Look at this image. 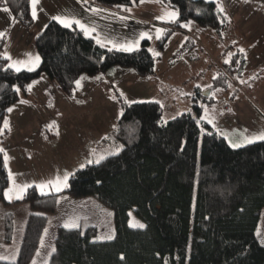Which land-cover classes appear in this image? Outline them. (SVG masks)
<instances>
[{
    "label": "trees",
    "instance_id": "16d2710c",
    "mask_svg": "<svg viewBox=\"0 0 264 264\" xmlns=\"http://www.w3.org/2000/svg\"><path fill=\"white\" fill-rule=\"evenodd\" d=\"M93 1L122 9L141 0ZM157 1L177 12L172 30L193 21L221 35L228 26L225 13L214 1ZM0 7L7 8L20 26L33 25L30 0H0ZM169 33L158 40L160 49ZM5 41L0 38V130L19 93H26L29 83L41 75L64 94L72 95L82 75L105 73L115 66L131 68L141 77L155 71L147 40L132 51L107 48L80 29L56 21L48 22L34 38L40 58L34 70L13 69L4 56ZM194 47L196 43L188 37L176 56ZM240 56L235 54L232 63L239 62L242 67L244 58ZM116 99L121 108L115 129L121 145L118 153L70 174L61 193L42 194L30 186L20 200L30 205L31 213L17 259H0V264L31 262L48 215L62 193L76 199L93 197L111 208L114 235L95 240L96 227H59L47 264H264V244L256 236L264 207V139L230 147L201 119L197 98L192 103L193 113L183 112L167 121L162 119L159 102H127L119 95ZM8 185L0 152V203H7ZM130 211L144 223L143 228L129 224Z\"/></svg>",
    "mask_w": 264,
    "mask_h": 264
},
{
    "label": "crops",
    "instance_id": "0c3cea01",
    "mask_svg": "<svg viewBox=\"0 0 264 264\" xmlns=\"http://www.w3.org/2000/svg\"><path fill=\"white\" fill-rule=\"evenodd\" d=\"M4 9L0 7V33L3 34L0 38H6L4 56L14 68H19L20 70H32L38 67L40 58L37 64L36 57L38 54L34 48V38L48 22H58L53 17L80 21L87 29V34L76 23H72L69 27L80 29L86 36L93 38L97 43L99 41L98 44L101 46L112 49L132 45L134 50L139 48L144 40H147L150 44L153 38H158L166 25L170 24L169 22L157 21V15L162 16L167 13L157 0H141L131 7L122 9L101 6L94 3L93 0H38L35 7L36 18H33V25L30 28L20 26L13 19L10 11H4ZM31 12L33 13L32 3ZM188 37L194 39L190 33ZM195 43L196 47L192 51L187 52L189 58L197 59L199 56H197L199 45L196 39ZM179 62L180 59L175 64ZM80 79L81 83L78 89L82 107L77 110V113L72 112L74 110L71 109L70 103L73 101L67 102V97L49 82V78L46 75H41L30 83L28 96L24 93L27 97L21 102L15 103L16 105H12L9 108L12 111H8L3 118L2 124L4 127L5 121L8 124L7 127L3 128L4 131L0 135V150L3 151L9 176V185L5 191L7 203H4V206L6 209H13L16 205H22L16 203L20 202L24 192L30 186H35L42 194L61 193L64 190L66 185H63V183L67 181L65 177L68 178L73 170L78 169H74L73 164L87 157L86 153L90 145L98 141L103 135L102 131L107 129H104L107 123H103L102 119L97 122L95 117H93L95 110L105 107L98 100L99 97L105 95L109 98L108 127L112 131L120 114L119 104L115 95H120L127 102H143L139 99L142 98V95H136L137 91L148 93V91H151V85L156 84V77H139L133 69L120 67H113L105 73L94 77L81 76L78 80L80 81ZM179 84L170 87L169 93L179 92L182 87L186 86ZM157 91H160L159 93L162 96L165 95L161 97L163 100L171 95L168 94L167 90H162V88L161 90H154V92ZM194 91L196 95L192 96ZM200 91V87L194 86L189 90V94L185 93L183 95L191 102V108L195 97L197 99L199 96L203 97ZM182 94L181 92V96ZM156 102L160 103L161 101L156 100ZM60 104H66L68 107L65 105L66 107L62 108ZM103 111L108 114L107 108L103 109ZM203 119L205 120V118ZM71 124H73V131ZM92 124L100 132L99 135L87 136L83 140L79 139L78 134L80 131L86 126L89 128ZM48 126H51L50 131ZM90 156L91 154L88 158ZM49 164H57L54 172H50ZM18 167L25 168L26 172L22 174L16 173L14 170L15 168L18 169ZM30 167L33 171L30 170ZM36 167H40V169ZM42 184L47 185L43 190L40 188ZM87 199L90 198L85 197L73 200L67 198L64 193L59 195L57 203L66 201L74 205L72 211L74 216L65 220L62 219L63 221L53 222V227L47 225L41 235L39 247L36 251L38 253L44 247V251L40 255V258L44 260L42 264L48 263L54 251L56 231L59 227L83 229V224L89 222L91 224L87 225V227H96L98 230L101 220L91 221L90 215L92 212L86 205V201L91 200ZM21 207H23V218L25 211L23 224H26V214L29 212L26 206ZM65 224L75 226L65 227ZM47 228L50 229V234H46L49 241L43 243L42 239ZM108 237L97 240H108ZM36 253L32 258L33 262L31 260L29 264L34 263Z\"/></svg>",
    "mask_w": 264,
    "mask_h": 264
},
{
    "label": "rangeland",
    "instance_id": "374dc122",
    "mask_svg": "<svg viewBox=\"0 0 264 264\" xmlns=\"http://www.w3.org/2000/svg\"><path fill=\"white\" fill-rule=\"evenodd\" d=\"M208 1H214L218 9H222L225 13L228 20V26L226 27L225 32L221 35L213 29L200 27L193 21L182 23L179 28L172 30L173 25L176 24V22L174 23L169 21L170 18L168 14L176 11L161 4L167 13L162 16L157 15L156 19L158 22H169L170 24H167L163 29L162 34L158 38H153L148 45V49L154 57L155 71L151 76L152 78L156 77V84L151 85V91H148V93L137 91L136 95H142V98H139L141 99L140 101H161L160 103L163 108L162 119L167 121L183 112L193 113L190 105L191 102L183 95L185 93L189 94V90L192 87L198 86L201 88L200 93L201 96H203L202 99L205 98L207 100L203 101L200 98L196 100L203 109V113L201 109V118H205L206 122H208L213 129L218 131L225 138L230 147H243L249 143L262 140L259 136L261 133H264V0ZM183 25L188 26L184 27ZM188 31L194 38V42L195 39L198 42L199 47L197 50V56L199 55L200 58L199 56L197 59L189 58L188 53L186 55L183 54L180 57L176 56L180 46L183 42L185 43L188 38ZM165 32L170 33L168 34V39L164 48L160 49L158 40H160L162 36L166 35ZM235 54H241L240 57L244 58V64L242 67L238 66L239 62H237V64L232 63L234 61L233 57ZM179 59L180 62L175 64L179 61ZM9 64L11 65V63ZM224 65L231 66L233 71H227L228 67ZM12 68L16 69L13 66ZM82 76L94 77L96 75ZM49 82L60 90L54 82L51 80ZM80 83L81 79L79 84H77L76 81L72 95H66L60 90L62 94L67 97V102L73 101L70 104L71 109L74 110L72 112L74 113H77V110L82 107V104L80 103L82 100L79 97L78 89ZM178 84L186 86L182 87L179 92L169 93V88ZM30 86L31 84L28 85L26 94L29 93ZM161 88L162 90H167L168 94H171L164 100L161 97H164L165 95L162 96L159 93L160 91L154 92V90H161ZM181 92L183 93L182 96ZM194 95H196L195 91L192 96ZM27 96L23 92H20V98L16 104L19 101L21 102L24 100ZM123 99L125 100V98ZM98 100L100 103L105 105V107L95 110L93 117H95L97 122L102 119L103 123H107V126L104 127V129H107L102 131L103 135L98 141L90 145L86 153L87 157H84L80 162H75L73 164L74 169H81L87 163H97L96 161L98 160L100 162L102 160L101 157L105 158L109 155H115L121 147L115 136L116 126H113L112 131L111 128L108 127L109 98L103 95L102 97H99ZM65 105L60 104V107L64 108L67 106ZM105 108L108 109V114H105L103 111ZM119 112L121 114L120 105ZM120 114L118 115V119ZM71 125L73 131V124ZM91 126L89 128L86 126L80 131L78 134L79 139L83 140L87 136L92 137L94 135H99L100 132L93 127L94 125L92 124ZM48 127L50 131L51 126ZM3 128L5 127L2 124L0 130L1 133L4 131ZM90 154L91 156L88 158ZM49 166V169H51L50 172H54L57 164H49ZM36 168L40 169V167ZM30 170L33 171L31 167ZM14 171L22 174L23 172H26V169L18 167V169L15 168ZM75 171L73 170L71 174ZM68 178L63 185L65 184L67 186ZM65 195L69 199L76 200V198L68 194ZM88 198L90 199L87 200L91 201H86V205L92 212L90 215L91 221L94 222L101 220V225L98 228V232L94 239H105L108 235L109 237H113L114 224L112 209L97 201L93 197ZM89 202L91 203L89 204ZM16 204L22 205H13V209H6L4 203H0V259L9 262L17 259L21 239L26 225L23 224L25 211L23 218V207L21 206H26L29 212L26 214V221L28 215L31 213L30 205L28 203L20 201ZM73 209L74 205L69 204V202L60 201L59 203H56L54 212L48 215L47 225L53 227V222L55 221H63L65 219L72 218L74 216L72 213ZM129 216L130 225L132 227H135L133 225L137 224L144 225V223L134 215L133 211L129 212ZM89 224L91 223L85 222L83 224V229H86ZM49 231L50 229L47 228L45 236L42 239L43 243L49 241L46 235L50 234ZM256 236L259 242L264 244V207L260 212ZM43 251L44 247L36 253L37 255L34 259V263L32 264L43 263L44 260L40 258Z\"/></svg>",
    "mask_w": 264,
    "mask_h": 264
},
{
    "label": "snow or ice",
    "instance_id": "6c2138e0",
    "mask_svg": "<svg viewBox=\"0 0 264 264\" xmlns=\"http://www.w3.org/2000/svg\"><path fill=\"white\" fill-rule=\"evenodd\" d=\"M31 3H32V6H33V13H32V15H33V18L35 19L36 18L35 7H36V4L38 3V0H31ZM4 11H8V9L5 8ZM168 15L170 16V19H171L172 22H175L176 19H177V16H178V14L176 12L169 13ZM53 19L57 20L59 23L63 24L65 27H69V26H71L72 23H76V24H78L81 27V29L85 30V32L87 34V29L78 20L62 19L60 17H53ZM183 26L184 27H187L188 25H183ZM2 35L3 34L0 33V36H2ZM98 43H99V41H98ZM119 50H122V51H132L133 50V46L132 45L120 46ZM9 59H10V57H9ZM36 62H37V64L39 63V57L38 56L36 57ZM16 70L19 71L20 69L17 68ZM77 84H79V81H77ZM8 111H12V109H8ZM7 126H8L7 121H5V127H7ZM259 138L260 139H264V133H261L260 136H259ZM249 142H251V141H249ZM233 146H239V145H233ZM0 151H2V150H0ZM101 159H103V157H101ZM96 162L99 163V160L96 161ZM66 179H67V177H65V180ZM46 186L47 185H43V184L40 185L41 190H43ZM57 190H59V188H57ZM70 226H75V225L65 224V227H70ZM133 226L140 227V228H143L144 227V225H142V224H137V225H133ZM108 238L109 239H112L111 236L108 237ZM122 259H123V257H122Z\"/></svg>",
    "mask_w": 264,
    "mask_h": 264
}]
</instances>
